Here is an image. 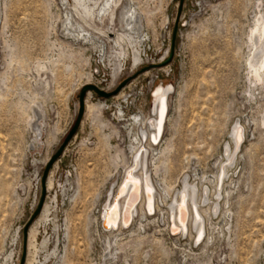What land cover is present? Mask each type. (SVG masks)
Wrapping results in <instances>:
<instances>
[{"label":"rangeland","instance_id":"obj_1","mask_svg":"<svg viewBox=\"0 0 264 264\" xmlns=\"http://www.w3.org/2000/svg\"><path fill=\"white\" fill-rule=\"evenodd\" d=\"M119 1L118 16L131 7L142 21L137 64L130 46L120 56L108 43L105 58L93 43L71 37L61 0H0V264H20L23 254L24 264H264V73L258 82L247 65L248 36L264 19V0ZM102 2L87 4L97 12ZM92 25L104 30L108 23L93 18ZM117 25H108L112 34ZM175 29L172 60L164 64ZM112 61L120 65L114 86ZM152 77L158 79L148 91ZM125 80L115 96L131 89L135 109L115 120L114 99L85 97L81 123L52 163L42 209L31 220L45 168L75 124L81 88L111 93ZM160 84L172 93L150 176L165 200L185 177L196 186L200 242L193 231L167 234L169 205L160 200L153 215L140 210L129 228L100 227L106 195L141 131L132 118H152ZM236 124L245 129L238 148Z\"/></svg>","mask_w":264,"mask_h":264},{"label":"bare ground","instance_id":"obj_2","mask_svg":"<svg viewBox=\"0 0 264 264\" xmlns=\"http://www.w3.org/2000/svg\"><path fill=\"white\" fill-rule=\"evenodd\" d=\"M61 1L65 12V15H63L65 16L63 26L65 31L69 35H72L71 37L77 39L81 37L84 41L93 43L92 45L103 53V57H105L104 49L108 43L110 44L109 47L122 49L119 54L120 56L128 55V51H125V48L130 46L132 47V53L130 55H132L133 62L137 64L140 61L141 57L136 49L135 41L139 38L142 21L134 9L131 7L129 9L121 8L122 13L118 16L116 8L122 5L119 0H103V5H101L102 7L97 12H94L93 8L87 4L88 0ZM99 15L100 18H98ZM93 18L95 21L98 20V22L103 23L106 20L108 25L111 26L119 24L120 29L117 28L118 30L112 34L109 31L110 29H108V25L104 30L96 28L92 25ZM256 22L255 28L251 30L248 36L249 47H251L252 50L250 51L252 53L247 65L249 66L248 69L252 72L250 74L254 75L255 79L259 82L264 73V19L259 17ZM109 35H114L115 38L110 39ZM112 67L113 80L111 84L114 86L118 78V73L120 72V65L117 61H112ZM171 91V85L164 86L160 84L156 86L152 94V118L146 120L141 119L137 115L132 118L133 122H137L140 126L141 131L139 133L138 128L136 134H134V143H131L129 147L128 151H130L129 153L132 156L129 166L125 167L120 182H115L110 187L106 195L107 200L102 208L101 227L103 222L108 227L110 221L114 226L112 231H108L109 233L122 230L124 229L123 227L129 228L135 217L140 215V210L143 211L141 216L145 215L147 217L153 215L156 207L159 206L158 201L160 200L161 204L169 205L167 226L171 236H177L179 234L183 236L193 231L196 242H200L203 238L204 216L202 211L204 210H201L202 196L198 198V189L196 186L190 185L188 178L185 177L182 182V188L173 192L174 194L173 196L171 195V199L165 200L162 194L157 193L150 176L149 162L150 159L152 160L154 158V151H156L153 146L159 145L162 141L161 137H163L168 114L167 95ZM88 93L86 97L88 96L89 98L91 92ZM119 115H121V112H119ZM237 126L239 130H236ZM242 130L244 133L245 129L236 124L231 134L232 144H234L235 148H238L242 141ZM144 141H147V146L145 147H143ZM231 153L227 155L231 156ZM226 160L229 161L230 157ZM224 174L225 171L222 168L219 180L216 177V184L221 181V177ZM115 187L116 192L114 191ZM47 212L48 209L44 206L39 219L46 220ZM102 229L104 230L103 227Z\"/></svg>","mask_w":264,"mask_h":264},{"label":"water","instance_id":"obj_3","mask_svg":"<svg viewBox=\"0 0 264 264\" xmlns=\"http://www.w3.org/2000/svg\"><path fill=\"white\" fill-rule=\"evenodd\" d=\"M180 2L182 3L183 0H180ZM175 36H176V29L173 32L172 44H171V48H170L171 51H170L169 57L165 61L164 64H168L172 60V52H173V44H174ZM125 83H127L126 80L123 81L122 83H120V85L111 93H106L103 90H101L98 87H96L94 85H91V84L85 85V86H83L81 88L79 96H78L79 108H78V114H77V118H76L75 124H74L73 128L71 129V131L69 132V134L67 135L66 139L63 141V144L58 149L57 153L52 157V159L50 160V162L47 164V166L45 168V171H44V174H43V178H42V185H43L42 186L43 187L42 197H41V199L39 201V204L37 206L36 211L34 212V214L31 217V220L35 219L38 216V214L40 213L41 209H42L43 196H44V181H45V178L47 176V173H48L52 163L59 157V155H61L64 147L66 146V144L68 142H70V139L76 133V131H77V129H78L80 123H81V119H82L83 114H84L83 112H84V109H85V97H86L87 93L88 92H94L98 97H101V98H104V99H108V98L118 94V92L123 88V86L126 85ZM238 130H239V128H238ZM109 226L107 227V226L104 225V222L102 223V227L104 228L105 231H112L114 226H113V224H111V221H110ZM123 228H125V227H123ZM26 230H27V226L24 229V233L26 232ZM20 264H24V254L22 255V259H21Z\"/></svg>","mask_w":264,"mask_h":264},{"label":"built area","instance_id":"obj_4","mask_svg":"<svg viewBox=\"0 0 264 264\" xmlns=\"http://www.w3.org/2000/svg\"><path fill=\"white\" fill-rule=\"evenodd\" d=\"M165 74L168 75V72H166ZM156 79H158V77H155V78L152 77L151 79L149 78L147 80L146 89L148 91H151V89L154 87ZM104 90H108V89L106 88ZM133 95H134V93L130 89L126 92L123 91V93H121L115 97H111V100L114 99V105H112V106L116 109V115L114 117L115 120H119V119H117V116L120 118V120L124 119V117H126L127 114H130L132 112V109H135V107H136L135 98H134L135 96H133ZM111 104H113V102H111ZM119 111L121 112V115H119ZM101 216H102V214H101ZM166 232H167V234L169 233L167 225H166Z\"/></svg>","mask_w":264,"mask_h":264}]
</instances>
